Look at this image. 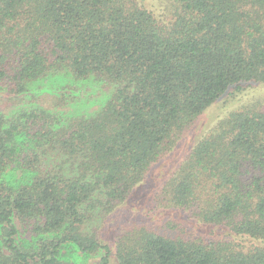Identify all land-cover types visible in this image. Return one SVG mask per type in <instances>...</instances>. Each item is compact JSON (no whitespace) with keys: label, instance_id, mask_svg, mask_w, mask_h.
I'll use <instances>...</instances> for the list:
<instances>
[{"label":"trees","instance_id":"trees-1","mask_svg":"<svg viewBox=\"0 0 264 264\" xmlns=\"http://www.w3.org/2000/svg\"><path fill=\"white\" fill-rule=\"evenodd\" d=\"M0 264H264V0H0Z\"/></svg>","mask_w":264,"mask_h":264},{"label":"rangeland","instance_id":"rangeland-1","mask_svg":"<svg viewBox=\"0 0 264 264\" xmlns=\"http://www.w3.org/2000/svg\"><path fill=\"white\" fill-rule=\"evenodd\" d=\"M228 107V106H227ZM232 106H230L231 108ZM227 110V109H226ZM221 108L218 103L210 112L203 118L204 125L208 126L211 123V117L221 116L226 111ZM186 149L185 142L180 145L174 152H171L164 160L155 165L148 179L141 185L132 195L126 206L118 209L107 222L109 232L117 228L122 222L131 221H156L160 223L167 218H175L177 220H184L180 214L173 212V210L156 211L155 204L149 199V194L152 193L158 185H160L172 172L176 163L181 158ZM154 210V211H148Z\"/></svg>","mask_w":264,"mask_h":264}]
</instances>
